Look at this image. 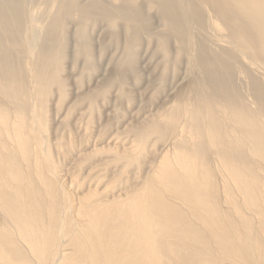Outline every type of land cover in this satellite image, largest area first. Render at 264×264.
Returning <instances> with one entry per match:
<instances>
[{
  "label": "bare ground",
  "instance_id": "1",
  "mask_svg": "<svg viewBox=\"0 0 264 264\" xmlns=\"http://www.w3.org/2000/svg\"><path fill=\"white\" fill-rule=\"evenodd\" d=\"M70 67L100 78L67 128L106 92L157 103L134 150L111 146L121 169L103 197L104 172L73 189L47 129ZM152 136L159 153L135 181L132 153ZM0 263L264 264V0H0Z\"/></svg>",
  "mask_w": 264,
  "mask_h": 264
},
{
  "label": "rangeland",
  "instance_id": "2",
  "mask_svg": "<svg viewBox=\"0 0 264 264\" xmlns=\"http://www.w3.org/2000/svg\"><path fill=\"white\" fill-rule=\"evenodd\" d=\"M99 27L100 26L94 27L92 29V31L89 30L88 34H86L88 36L86 38L88 40V42L91 40L90 38H93L94 36H95V38H97V35H99V32H100V30H98ZM98 42L99 41L97 40L95 43L90 42L91 45L89 43L88 44L92 47L95 44H97ZM66 50H67L66 48H65V51L63 49V51L66 54L67 53L69 54V52H67ZM106 55H108L107 57H109L108 53H106ZM66 58H67V56H66ZM69 58H70V56L68 57V59H66V60H68V61H66V63L68 62L67 66H70ZM132 60L134 61V58L133 59L131 58V60H129L131 64L133 63ZM142 62H143V58L139 57L138 69L140 72L142 70V72L144 73L148 67L146 65L141 66ZM105 63H106V60L104 59V64ZM71 69L67 70V68H66V70L63 71L62 75L70 83L65 80L66 83H68V85L66 86L67 88H66L65 93H64L66 95V97L64 98V101L62 100V102H61V104H63L62 108L58 111L57 110L55 111V109H51V110H53L52 112H54L53 116H52L53 120L51 119V121H47V129H48V131H50L51 136H53V134H55L57 136L61 134V136H59V138H62V141H61L62 147L59 150V158L62 161L63 167H67L71 163L74 166V169H72L70 171L71 175H73V176L75 175L73 177L74 178L73 189H77L79 191L84 187H85L84 189H86V185H87L86 179L89 176V175L85 176L87 171H90L91 172L90 174H92L93 171H94V173L96 172L97 174H99V173L102 174L104 172L103 173L104 177L102 179V182H100L97 185L91 186V190L94 191V193H96L95 198L103 197V196L109 194L110 190H112V188H111L112 185H108L109 179L113 176V173L116 174L119 172L118 170L121 169V164L116 165L113 161L114 152L112 151L111 148L117 147V149H114V150H118V149L122 150L125 147L127 149H124V150H131V149L134 150V147L136 144H133L134 145L133 146L132 142L135 143L134 138H136V137L134 135H136V134H131L133 132H130V131L134 127L133 125L140 124L144 119L148 118L150 116V114L154 113V111H155L154 108H155V106H157V103L153 102L147 108H143L142 110H139L141 107L140 106V100L141 99H139V95H137L138 98H135L131 101L129 100V103L127 100V102L124 103V105L126 103H128V107L126 104V106H122L123 107L122 108L120 105H118L119 101L116 98L115 99L113 98L114 92L113 91L112 92L110 91L109 93L106 92V94L103 95V97H105V98L102 99L101 102H99V100H98L97 101L98 104L95 102L94 103L95 105H92L93 107H91V108H94V109L89 108L90 106L87 107V105H89L87 102L84 105L82 104V106L86 107V112L88 109H89V111L92 110V111H90L91 113L89 112L90 114L88 113L89 119H88L87 123L85 121V125L83 122L84 120L80 121V123H82V124L79 123L81 125V126L78 125V126H80L79 128L77 126L70 125L69 127L72 129L69 130L70 128L66 127L67 126L66 124L69 123V122H67V119L69 118L68 120H70L72 118V116L78 117V114L82 113L81 112L82 110L84 112L85 108L84 107L78 108V106H77V108H74L75 110L73 109L74 112L69 114V116L66 118V120L63 119L65 117V115H64L65 110L67 112H71L72 110L70 109V107L74 104L73 102L75 101L77 94H79L81 91H82V93H85V91H87V90L91 91L94 87L93 82H95V79L100 78V77H98V75H99L98 73L92 75L90 78L88 77V75H86L85 77H83L81 75V77H82L81 80H83V82H80V81L78 82L79 75L75 76L78 73V70H79L78 67H74V69H72V71H71ZM130 78L134 81H135V79H137V81H135L136 88H138V89L143 88V85H144L143 83L145 82V76H143L142 78H139L138 76L135 75V73H132ZM79 83H81V84H79ZM77 84H78V86L82 85L78 89L79 90L78 93H77V91H75V90H77L76 89ZM116 85L118 86L119 84H116ZM125 89L126 88L123 86V88H120V91H123ZM73 91L76 93L74 94ZM160 97H162V95H160ZM65 105H67V106H65ZM49 108H53V106H50ZM69 109H70V111H69ZM113 109L115 112L113 111ZM76 113H78V114H76ZM116 117H117V119H116ZM55 118H56V120H54ZM63 120L66 122V124H65V122H63ZM126 123H127V125H126ZM95 124L96 125L98 124L101 127H99V126L96 127ZM55 125H56V127L60 126V125L61 126L57 130H55V128H56ZM63 125H65L66 130H64V132H62L63 133L62 134L60 130H62ZM85 126L87 127V130H86ZM98 128L100 130H98ZM84 129H85V133H84ZM69 137L71 140H67ZM153 138H154L153 136L150 138V143H149V144H151V147H153L151 150L152 152L150 151L151 153L149 151H145V150L141 151L140 153L138 151L134 152V154L132 153V156L133 155H135L136 157L138 156L137 157L138 161H137V164L135 163V164H133L132 167L130 166L128 168L127 173L131 174L135 171L134 174L135 173L137 174L136 175L137 179L135 178L136 179L135 181H137L139 179L138 178L139 175L142 176V178H143V175H141V174L145 173V171H147L148 167H150L151 164L152 165L154 164L153 160H155V158L157 156V151L160 148V143H162V141L156 140V137L154 139ZM154 140H156V141H154ZM159 141H160V143H159ZM123 145H125V146H123ZM111 146H113V147H111ZM153 152L155 153V155H153L154 154ZM158 153H159V151H158ZM151 158H154V159L151 160ZM145 164H146V169L144 170ZM149 164H150V166H149ZM135 165L139 169L136 168V170H135V167H134ZM87 169H91V170H87ZM124 174H125V172H123L121 175V177L122 176L123 177L120 181V184L119 183L117 184V185H119L118 187L124 186V184H123L125 182ZM129 181H130V179H129ZM130 182L133 183L132 180Z\"/></svg>",
  "mask_w": 264,
  "mask_h": 264
}]
</instances>
